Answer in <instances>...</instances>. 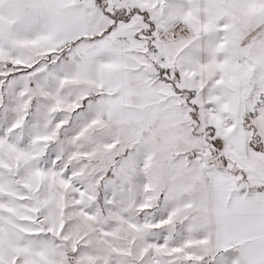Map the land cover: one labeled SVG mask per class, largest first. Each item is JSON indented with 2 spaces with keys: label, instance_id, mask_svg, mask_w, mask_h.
<instances>
[{
  "label": "snow or ice",
  "instance_id": "1",
  "mask_svg": "<svg viewBox=\"0 0 264 264\" xmlns=\"http://www.w3.org/2000/svg\"><path fill=\"white\" fill-rule=\"evenodd\" d=\"M0 264H264V0H0Z\"/></svg>",
  "mask_w": 264,
  "mask_h": 264
}]
</instances>
